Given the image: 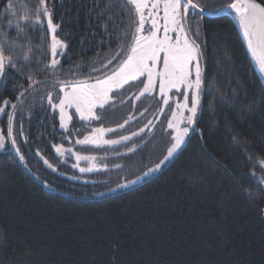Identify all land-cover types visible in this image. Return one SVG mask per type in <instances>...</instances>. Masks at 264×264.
Returning a JSON list of instances; mask_svg holds the SVG:
<instances>
[{
  "label": "trees",
  "instance_id": "1",
  "mask_svg": "<svg viewBox=\"0 0 264 264\" xmlns=\"http://www.w3.org/2000/svg\"><path fill=\"white\" fill-rule=\"evenodd\" d=\"M7 2L0 0V17L8 11ZM12 2L17 9L35 8L38 0ZM198 2L216 8L231 0ZM48 4L53 22L60 26L58 37L68 44L60 79L86 78L91 67L106 63L125 43V33L131 42L137 17L126 0H48ZM11 18L15 23L16 17ZM192 19L200 25L196 42L212 94H205L204 110L174 162L132 188L97 195L162 159L166 116L154 119L153 131L143 140L126 143H137L133 152L107 160L90 154L105 150L81 149L96 157L82 161V167L94 170L81 173L68 164L69 159L62 163L53 145L66 146L65 137L87 123L76 118L63 131L58 114L40 107L39 94L25 95L14 123L25 161H19L10 143L0 150V264H264V184L259 183L264 176V78L255 73L232 17L190 12ZM15 35L13 30L11 38ZM30 35L34 47L48 51V35L39 30ZM39 55L38 51L31 65H17L23 75L6 71L0 80V105L5 99L18 103L16 97L27 88L29 74L49 84L55 79L37 67ZM79 64L86 67L69 75L68 70ZM141 86L136 83L116 93L99 122L118 125L141 112L142 117L125 130L147 122L158 110V99L145 94L136 100ZM133 91L136 95L120 104ZM221 92L233 102L219 103ZM214 96V107H209ZM37 150L56 171L38 158Z\"/></svg>",
  "mask_w": 264,
  "mask_h": 264
},
{
  "label": "snow or ice",
  "instance_id": "2",
  "mask_svg": "<svg viewBox=\"0 0 264 264\" xmlns=\"http://www.w3.org/2000/svg\"><path fill=\"white\" fill-rule=\"evenodd\" d=\"M126 3L134 8L137 17L135 31L131 33V42L127 43L128 33H125V43L115 50L106 63L98 68L91 67L86 78L60 79L62 58L66 55L68 44L66 39L58 38L59 25L53 22L54 13L49 7L48 0H38L35 8L21 5L19 9L12 0H8L5 5L8 11L0 17V21H6V24L0 22V80L3 79L8 69L21 72L23 75L22 69L17 68V65H31L38 51L40 55L36 59L37 67H42L49 77H55V79L49 84L29 74L25 78L27 88L21 90L16 97L18 103H13L8 99L3 101L0 105V114L5 113L8 105L11 111L7 112V136L5 137L0 132V150H6V144L10 142L19 161L21 163L25 161V156L17 145L14 123L18 112L22 111L20 106L24 103L23 98L26 94H39L40 107L45 111L50 109L53 114L58 112L59 127L67 130L73 119V114L69 112L70 109H74V114L81 121L88 124L99 122L103 118L100 113L113 103L116 93L121 90L126 91V85L131 88L139 83L143 87L136 99L155 92L157 88L159 90L163 106L158 111L167 119V127L161 129L165 137L166 150L163 158L154 167L148 168L146 172L133 180L117 184V187L125 188L130 184H136L144 176L158 171L162 165L174 162L183 150L190 132L198 121L199 114L204 110L205 94H212L206 72L201 67L203 54L200 46L195 40L189 39L192 35L189 24L190 12L199 14L201 17L204 12L217 16L227 14L232 17L241 30L255 73L264 78V0L260 2L258 0H231L230 3L216 8L201 6L198 0H126ZM12 16L16 17L15 23H13ZM146 24L150 25L147 29ZM13 30L16 35L11 38ZM36 30L50 36L47 52L42 46H33L30 32ZM195 35H199L198 27ZM41 39H45V35H42ZM17 51L21 52L22 56H17ZM46 58L48 62L44 64L43 61ZM84 67H86L85 64L74 65L68 73L73 75L77 69L82 72ZM45 98L46 104L44 103ZM216 100L214 96L213 100L209 101V107H214ZM218 102L227 104L233 102V98L221 92ZM35 106L33 104L29 108V113ZM165 108L170 110V115L165 113ZM55 119L53 115V120ZM133 119L135 117L130 115L116 128H106L102 125L93 127L82 139H76L75 144L120 145L131 141L133 137L140 136L146 130L151 133L155 127L153 120H148L143 127L130 135H121L118 139L105 138L108 133H115L118 129L125 128V125ZM156 119H159V116H156ZM78 132L79 130L76 134ZM19 134L23 135L22 130ZM135 147L134 145L128 148V151H135ZM53 148L60 157H63L65 153L74 156L77 163L72 165L73 168L79 167V162L82 160L94 161L96 159L94 156L81 155L80 152L73 151L71 147L65 148L63 144H54ZM36 155L44 160V164L49 169L56 171L53 164L44 159L39 150ZM93 170L94 166L79 167L81 173ZM259 183L264 184V176L261 177ZM45 186H48L47 183Z\"/></svg>",
  "mask_w": 264,
  "mask_h": 264
},
{
  "label": "flooded vegetation",
  "instance_id": "3",
  "mask_svg": "<svg viewBox=\"0 0 264 264\" xmlns=\"http://www.w3.org/2000/svg\"><path fill=\"white\" fill-rule=\"evenodd\" d=\"M3 118H4V116L2 115L1 120H0L1 127H3V124H4ZM145 122H146V120H145ZM145 122L140 127L135 128V129H131L130 131L124 129L125 131L120 130V131H116L115 133H109L105 136V138L106 139H118L119 136H121V135H130L132 132L138 131V129L141 128L145 124ZM101 125L106 127V128H109L110 126H112V125L106 126L104 123H100V122H92L91 124L87 123L84 127H82L83 129L79 130L78 134H76V130H74L71 132L72 136H70V135L67 136V138L65 139V142L67 143L66 146L72 148L73 146H75V140L76 139H82L85 135H87L91 131V128L99 127ZM6 132H7V129H6ZM148 134H149V132L146 130L144 134H142L140 137H138V138H140L138 141L143 140V137L147 136ZM138 138H134V139H138ZM69 141H71V142H69ZM126 143L127 142H124L120 145H111V146H109V145H103V146L90 145L88 147L92 148L93 150H105L106 152H102V153H97V152L92 151V152H90V154H92L94 156H100L103 159L111 160V159L117 158L121 154L127 152L128 148H131L132 146L137 144V143H135V144L132 143V144L128 145ZM122 146H125V147L122 148ZM88 147L77 145L74 147V150L78 151L82 154L89 155V152H88V154L81 152V149H87ZM61 158H62V161H61L62 163H66L65 159H69L70 162L68 164L71 165V167L73 164L77 163V161L75 160V157L72 156L71 154H68V153H65V155ZM81 163H82V161L79 162V167H82ZM79 167H77L76 169L78 170Z\"/></svg>",
  "mask_w": 264,
  "mask_h": 264
},
{
  "label": "rangeland",
  "instance_id": "4",
  "mask_svg": "<svg viewBox=\"0 0 264 264\" xmlns=\"http://www.w3.org/2000/svg\"><path fill=\"white\" fill-rule=\"evenodd\" d=\"M162 14V13H161ZM161 23H162V21H161ZM189 24L191 25V31H192V34H193V36L192 35H190L189 36V39H192V40H195V41H198V39L201 37V33L199 32V35L197 36V35H195V32L197 31V27H198V29H199V27H200V25H199V23L198 22H195V20H189ZM150 25H148V24H146V29H147V27H149ZM186 27H188V25H186ZM161 34H162V32H161ZM197 43V42H196ZM198 44V43H197ZM201 67H202V69H203V64H202V60H201ZM125 87H127V85L125 86ZM143 87V85L141 86V88ZM139 94V93H138ZM137 94V95H138ZM156 95V98L158 99L157 100V102H158V105L156 106V108H158V110H159V108L161 107V106H163V101L162 100H160V97H159V90H158V88L156 89V91L155 92H153V93H151V94H148V95ZM136 95V96H137ZM136 96H135V99H136ZM137 100V99H136ZM8 108V106L6 107V111H5V113L4 114H0V120H1V117H2V115L4 116V118H3V120H5V122L7 123V121H8V118L6 119V114H7V112L8 111H10L11 110V108H10V110H8L7 109ZM157 110V116H159V119H161V118H164V116L165 115H162V114H160L159 113V111ZM69 112L71 113V114H73V119H72V121L69 123V128H70V126H71V123L74 121V119H79V117L78 116H76L75 114H74V109H70L69 110ZM165 113H167L168 115H170V110L169 109H167V108H165ZM57 114H58V112H57ZM165 122H166V124H167V119H166V117H165ZM166 127H167V125H166ZM68 128V129H69ZM67 129V130H68ZM62 130V129H61ZM63 131H66V130H63ZM0 132H2V134L6 137V135L4 134V128L3 127H1V125H0ZM10 142H8L7 144H9ZM6 144V145H7ZM163 158V157H162ZM157 163H159V162H157ZM156 163V164H157ZM163 166V165H162ZM162 166H161V168H162ZM151 168V167H150ZM160 168V169H161ZM148 169H146L144 172H146ZM155 173V172H154ZM143 174V173H142ZM142 174H139V175H137V176H140V175H142ZM153 174V173H152ZM151 175V174H150ZM137 176H135V177H133L132 179H129V180H124L122 183H126L127 181H130V180H133V179H135ZM149 176V175H148ZM147 176H144L143 177V179H141V180H139L136 184H138V183H141L142 181H144V179L146 178ZM122 183H120V184H122ZM136 184H130L128 187H125V188H119V187H117V185L116 186H113L112 187V189H110V190H108V191H103V192H101V193H98L97 195L98 196H100L101 194H106V193H112V192H115V191H117V190H123V189H128V188H132V187H134V185H136Z\"/></svg>",
  "mask_w": 264,
  "mask_h": 264
},
{
  "label": "water",
  "instance_id": "5",
  "mask_svg": "<svg viewBox=\"0 0 264 264\" xmlns=\"http://www.w3.org/2000/svg\"><path fill=\"white\" fill-rule=\"evenodd\" d=\"M258 2H260V0H258ZM204 14H208V15H210L209 12H204ZM211 15H214V14H211ZM59 27H60V26H59ZM58 30H59V28H58ZM49 37H50V36H49ZM58 38H59V37H58ZM135 93H136L135 91H134V92H131L129 96H127L125 99H123V103H122V101H121L120 104H124V103L129 102L130 99L135 95ZM141 116H142L141 114L136 115V116H133V117H135V119L131 120V121L129 122V124L125 125V128H127L131 123L135 122V120L139 119ZM155 116H156V113L153 114L152 117H151L149 120H153V119L155 118ZM126 120H127V119H126ZM123 122H124V121H123ZM123 122H122V123H123ZM153 122H154V120H153ZM109 128H116V126H111V127H109ZM125 128H123V129H125ZM120 130H121V129H118L117 131H120ZM108 134H109V133H108ZM142 134H143V133H141L140 136H141ZM140 136H138V137H140ZM133 138H137V137H133ZM75 146H77V145L75 144ZM75 146L72 147V148H73V151H75V150H74V147H75ZM80 146H86V147H88V146H90V145H80ZM64 147H65V146H64ZM65 148H68V146H66ZM80 154H81V155H85V154H82V153H80ZM85 156H88V155H85ZM38 158L44 163V160L41 159L40 156H38ZM43 158H44V157H43ZM44 159H47V158H44Z\"/></svg>",
  "mask_w": 264,
  "mask_h": 264
}]
</instances>
